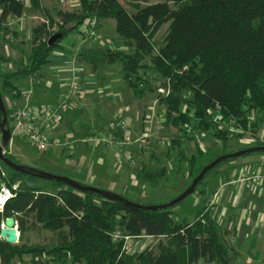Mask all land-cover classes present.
<instances>
[{"label": "trees", "instance_id": "trees-1", "mask_svg": "<svg viewBox=\"0 0 264 264\" xmlns=\"http://www.w3.org/2000/svg\"><path fill=\"white\" fill-rule=\"evenodd\" d=\"M77 1L76 13L58 12L63 24L57 26L56 32L43 25L33 29L26 60L14 72L0 74L2 99L3 94L15 99L20 96L15 85L19 79L40 76L52 51L59 48V41L48 46L53 35L61 34L64 38L85 20L95 18L114 21L115 34L125 48L119 49V44L115 49L81 48L77 61L89 65L95 74L118 65L119 74L134 95L141 97L147 92L151 96L156 92V103L164 107L166 120L180 139L193 141L198 134H208L223 146L229 134L219 128L218 122L234 123L242 131L256 115L264 122V0ZM30 3L35 11H42L41 0ZM0 11L1 27L8 20L20 19L24 5L18 0H0ZM44 16L53 24L45 12ZM165 25L166 34L156 48L153 39ZM67 27L71 29L66 30ZM138 71L149 73V79L143 80ZM154 76L160 85L153 84ZM4 106L6 128L10 130L11 110L5 103ZM215 110L217 120H212ZM252 127L255 131L256 126ZM179 138L169 143L167 154L178 151V159L187 165V176L192 181L205 166H199L203 153L196 147L195 154L186 159ZM247 148L250 147L237 151ZM5 157L19 164L7 152ZM2 168L6 172L4 177ZM166 174V168L153 169L143 163L138 181L145 180L154 187ZM26 178L36 179L0 163V185L14 194L0 212V225L13 217L19 240L27 230L36 228L57 233L59 240L46 253L0 240V264H10L24 255L42 254L48 255L53 264H237V254L230 249L206 207L188 222L174 218L171 209L147 212L43 180L57 188L45 192L28 185ZM123 198L138 205H152ZM116 233L122 237H149L156 244L128 255L123 240L114 241ZM262 256L264 263V249Z\"/></svg>", "mask_w": 264, "mask_h": 264}, {"label": "crops", "instance_id": "crops-1", "mask_svg": "<svg viewBox=\"0 0 264 264\" xmlns=\"http://www.w3.org/2000/svg\"><path fill=\"white\" fill-rule=\"evenodd\" d=\"M41 1L43 3L45 1L51 2V0ZM54 1L58 5L63 4L59 2L60 0ZM72 3L77 5L78 1L72 0ZM41 8L44 9L42 3ZM31 10L34 9L31 6L30 0L29 2L26 1L23 15L26 16V13H29ZM44 10L48 17L53 20L57 18L52 12L48 13L47 9ZM57 11L64 12L62 8H59ZM42 18L50 23L46 16ZM7 22H9V27L16 26V30L12 31L13 37H25V31H27L26 20L17 19L8 20ZM98 22L96 36L99 40H105L104 33L108 25L112 26L113 34H115V23L112 20H98ZM53 23H55V21ZM39 25L45 26L40 23ZM64 38L63 42H59V48L52 51L49 57V64L42 68L40 76L36 75L31 78H22L15 82V85L20 91V96L18 98L15 99L6 94L9 98L6 100L3 94L4 103L8 110L22 108L26 105L30 109H35L41 104L55 106L56 92H58L57 88L59 85L58 80L62 77L67 68L69 69V65L66 64L71 63L68 52L92 47L90 44L80 43L74 33L68 34ZM1 43H5V35L0 31V44ZM94 47L98 48V46ZM4 48L5 46L2 48L0 46V74H9L16 70L14 67L15 61H18V58H23L24 54L23 51L18 48V45L15 44L7 48V51H4ZM121 48L125 47L120 45L119 49ZM24 60L25 59H23L22 63ZM74 64L80 69L82 95L68 113L62 116L58 125L49 132L50 136L53 138H69L70 141L74 143L69 150H65V154L62 153L63 155H60V159H62L64 163L62 168L68 173L78 176L81 180L79 182L82 184L84 183L90 186L93 184L98 188H104V185L108 183V191L126 197L129 200H134L132 198L133 190L129 189L130 184H128V181L131 172L134 173L135 177L139 175L138 173H140L143 164L140 158L134 157L135 162L133 164L121 166L122 161L115 151L111 150V155V153L102 146L89 149L87 143H85L87 140L99 134L101 135V133L110 132L107 131L109 124L105 121V117L113 109V104L110 103L115 97L120 99V101H117L118 104L119 102L120 104L122 103L120 98L122 96L120 93L121 91L116 90L120 85L118 80H109L114 70L107 67L101 74H95L92 68L87 64L78 61ZM30 89L31 95L28 100H26L24 95ZM132 94L134 96L133 92ZM136 97L138 99L141 98L138 96ZM123 98L127 99L125 96ZM103 100L107 101L105 102L106 104L102 103ZM150 102L146 101L144 104L147 108L146 111L143 108L144 110L140 118L132 116L134 118V123H141L143 125L142 130H140L139 127L134 128L136 141L141 140L147 135L148 128L147 132L144 133V125L147 126L146 117L152 114V104ZM154 103H156V101ZM79 108L83 109L80 110ZM72 110L74 111L72 112ZM83 119L85 120L84 123L82 122ZM170 129L173 131L172 140L178 139L180 135L177 130L171 126ZM116 131L117 130L111 132L115 133ZM166 137L167 136H161L164 141H167ZM76 143H78L77 147L75 146ZM205 143L207 144V142ZM207 145L209 146V144ZM180 149L182 155L186 159L194 155L197 150L193 145V141H185L184 139H180ZM18 150V148H14L12 137L6 152L15 159L19 152ZM56 150L64 152L62 149ZM56 150H53L50 154ZM202 153H204L203 150ZM87 162L89 164L86 169L83 170V165ZM123 163L125 164V162ZM185 167L187 169L186 164ZM252 169L264 170V154L252 158H239L220 165L207 176L208 178L206 177L204 179L203 183L197 188L199 192H195V195L198 193L197 196H192L194 199L189 202L186 207L187 210L195 208L200 210L205 207L209 209L211 219L222 231L224 239L228 243L230 249L237 254V264H264L262 256L264 249V180L258 183L257 181H246L242 179L243 177L245 178L247 172ZM105 171H112L111 173H113V176H115L117 180L111 183L107 181V176L111 174L107 172L106 175H108L105 176ZM187 172L188 170L185 172L186 176ZM133 178L134 177L131 176L130 182L133 181ZM118 180H122V184L119 183ZM125 181L127 183H125ZM199 264L204 263L200 262Z\"/></svg>", "mask_w": 264, "mask_h": 264}, {"label": "rangeland", "instance_id": "rangeland-1", "mask_svg": "<svg viewBox=\"0 0 264 264\" xmlns=\"http://www.w3.org/2000/svg\"><path fill=\"white\" fill-rule=\"evenodd\" d=\"M27 2H29V0H27ZM23 3L26 7V3L25 2ZM41 3L43 4L44 9H47L48 13L52 12L55 16H57V13H58L57 10L59 8H62L64 12H71V13H76V11L79 9V4L78 3L77 5L73 4L72 0H64V3L61 5L56 4L54 0L53 1L51 0V2L45 1L44 3L41 1ZM149 3H152V1L149 0ZM44 9H42V11H39V12L31 10L29 13H26L27 31H25V37H21V38L19 37L20 39L18 37L17 38L13 37L12 31L16 30V26L9 27L8 26L9 22L5 23L4 25H1L0 27V31L3 32L4 35L11 34L12 36L11 42L5 41V43H3L5 45H3L2 43L0 44L1 48L4 46H7L8 48H10L11 45L15 44V45H18V48L21 51H23V54H24L23 58L21 59L18 58V61L17 60L15 61L16 63L14 67L16 69L20 66L23 59L26 60L27 56L29 55L30 49L32 47L31 36H32L33 29L40 26L39 25L40 22L35 21V20L33 21L31 18L38 17V16L43 17L44 12H46ZM128 10L129 12H133L131 8H128ZM54 21L55 23L61 22L60 26H62L63 24L62 20L58 17L54 19L53 22ZM53 28L54 30H51L50 32H53V31L56 32L57 28L55 27ZM106 28L107 29L105 30L106 32L104 33V39L107 40V42L112 43V46L114 47V49L117 48L115 46L116 44H119L118 45L119 47L121 43L118 40V37L115 34H113L112 26L108 25ZM166 30H167V25L163 26L161 30L158 32V34L154 37L153 42L156 48L160 47V45L162 44V41L166 34ZM64 39L65 38H62L61 40H59V42H63ZM102 48L109 49V47H106V46ZM110 68L114 71L111 77H109V80L110 79L118 80L120 85L118 87L116 85L117 87L116 90L121 91L120 93L122 96L120 98H121L122 103L120 104L119 102L118 104L117 101H120L118 97L113 98V100L111 101L110 104H113L112 105L113 109L105 117V121L109 124L108 126L109 128L107 131L108 132L110 131V133H112L111 131L118 130L117 116L119 115V111L123 109L124 117H126L130 125L131 141L132 143L134 142L129 148V150L132 152L133 158L139 157L142 163L148 165L149 167H152L153 169L155 168L161 169L163 167V168H166V171H167V174L164 176V178L158 181V183L154 187L148 184L145 180H143V182L140 183L138 181V176L135 177L134 173L131 172L128 184H130L129 189L133 190V194H132V198L134 199L133 201H137L138 203H142V204H152V205L165 204L169 202L170 200H172L173 198H175L176 196H178L189 185L191 179H189V177L185 175V172L187 169L185 167V164L179 161L178 151L174 150L173 154L171 155H167L166 153L168 145L171 142L172 137H173V131L172 129H170L171 125L166 120L164 107H161L157 103H154L157 100L156 94H153L152 96H150L146 92L144 95L141 96L140 99H138L135 95L133 96L132 90L127 87V80L122 79L121 75L119 74L118 65H114ZM138 74L143 80L149 79V76H150L149 73L143 74L142 71H138ZM154 78L156 80L152 81L153 84L155 86L160 85L159 83L161 82H159V79L156 78L155 76ZM80 86H81V82H80ZM56 95H57V92H56ZM4 96L6 100L9 99L6 94H4ZM124 96L127 97V99L123 98ZM146 101H149V102L151 101L150 103L152 104V110H151L152 115H153L152 131L147 135L146 138H142L140 141L137 140V142H135L136 139L134 136V128L139 127V129L142 130L143 125L141 123L139 124L134 123V118L132 116L139 117V118L141 117L143 110L145 109L146 111V108H147V106H144ZM105 102L107 101L105 100L102 101L103 104H106ZM79 109L82 110L83 108H79ZM73 111L74 110H72V112ZM67 113L68 112L64 113V115ZM84 121L85 120L83 119L82 122L84 123ZM249 122L250 123H248L247 128L244 131L237 128V126L234 123L218 122L219 128L223 131H227L229 134L223 146H221L220 142H218L217 140H215V138L211 137L208 134H204L203 139H200L199 142L193 141V145L195 147L198 146L204 152L203 157L201 158L199 162V166L202 167L208 164L211 160L217 158L218 156H221L222 154L231 153V152L237 151V149L244 148V147H253V146H256L257 144H264V122L260 121V117L257 115L254 117V120L249 121ZM253 124L254 126H256L255 131H254V127H252ZM144 127H145L144 133H146L148 125L147 126L144 125ZM230 131H234V132H232L231 134ZM235 132L239 133L240 135L236 137ZM104 134H106V132L101 133V135H104ZM98 136H100V134L95 137H98ZM161 136H167L166 137L167 141H164L161 138ZM13 141H14V148L19 149L18 150L19 152L15 160L20 165L26 166L28 168H32L34 170L42 171L45 173H50L54 175L59 174L64 177L70 178L72 180H76L78 182L81 181L78 176L70 174L64 168H62L64 163H63V160L60 159V155H63L62 153L65 154L66 149H62L64 150V152L56 150L51 154L50 153L43 154V153L37 152L35 149L31 147H28L24 142H22L21 138L18 136H14ZM205 142H207L209 146ZM72 144L74 143L72 142ZM77 145L78 143H76L75 146L77 147ZM102 147L107 149L109 153L114 151V149L109 146H102ZM88 148L91 149V147L89 146ZM6 150H5V153H6ZM263 154L264 153H254L246 157L252 158L254 156H260ZM246 157H241V158H246ZM88 164H89L88 162L85 163L82 169L83 170L86 169ZM129 164L130 163L125 162L124 164L122 162L121 166H124V165L129 166ZM176 169H178L179 172L175 173ZM2 171L6 173L3 168H2ZM107 172L108 171L104 172L105 176L108 175V174L106 175ZM111 172L110 171L108 172L111 175L107 176L106 178V180L109 181L110 183L117 180L116 177L113 176V173ZM131 176L134 177L132 179L133 180L132 182H130ZM24 181L28 185L39 188L40 190L45 191V192H50L54 189H57L56 187H53L50 183L44 182L43 180H40V179L26 178L24 179ZM118 182L122 184V180H118ZM125 183L127 182L125 181ZM107 185L108 183L104 185V188H98L97 186H94L93 184L91 186L90 185H86V186L108 191ZM195 192H199V191H197L196 189ZM195 192L192 195H190L187 199H185L180 205L170 210V213L173 215L174 218L176 216L177 218H180L184 221L186 220L188 222H191L195 218L196 212L199 209L198 208H195L192 210L186 209L189 202H191L194 199V197L192 196H197L198 193L195 195ZM18 235H19V232H18ZM58 240L59 239H58L57 233L46 231L41 228H36V229L27 230L23 234V238L21 240H19V236H18V242L13 245L19 246V247L23 246L26 249L39 248L40 250H44V252L46 253V251L49 248H51ZM120 240H123V239L121 238ZM123 242H124V250L128 255L137 254L141 252L147 246L156 244L154 240L147 239V238L131 239L128 241L123 240ZM48 260H49V257L46 254H42L41 256L24 255L22 258H18V259L14 258L10 262V264H41L39 263L41 261L43 263L48 262V264H53L52 261H48Z\"/></svg>", "mask_w": 264, "mask_h": 264}, {"label": "built area", "instance_id": "built-area-1", "mask_svg": "<svg viewBox=\"0 0 264 264\" xmlns=\"http://www.w3.org/2000/svg\"><path fill=\"white\" fill-rule=\"evenodd\" d=\"M20 2H25L27 0H18ZM60 3H64V0H60ZM24 4V3H23ZM1 13V11H0ZM27 16H22L19 20H26ZM33 21H38L40 24H44L46 29L49 31L54 30L53 27L61 25V22H56L51 25L46 19L42 17H32ZM98 20L95 18H89L80 24L73 33L76 35L80 43H87L92 46H98L100 48L106 46L113 48L112 43L107 42V40L101 41L96 36V29L98 27ZM54 32V31H53ZM5 41H12L11 34L5 35ZM7 46H5L4 51H7ZM80 49L73 50L69 53L70 64L69 69L65 71L58 82V92L56 95L55 106L41 104L35 109H30L26 106L22 108H13L10 113V134L11 138L14 136L20 137L23 142L39 153H50L56 149H70L72 142L69 138H53L50 136L49 132L51 129L55 128L64 113L68 112L76 101H78L82 95V90L80 86V69L75 66L77 63V54ZM31 95V89L24 95L26 100H28ZM212 120H217V110L211 114ZM118 130L115 133H106L98 137H94L87 140L85 143L91 148H96L99 146H109L114 149L117 156L122 162L133 164L135 159L133 158L132 152L129 150L130 146L134 143L131 141L129 122L124 117V111L121 109L119 115L117 116ZM153 115L150 114L146 117V124L148 125L147 135L152 131ZM145 135L143 138H146ZM204 134H198L194 137L193 141L199 142L203 139ZM10 138V139H11ZM140 141V140H139ZM137 142V141H135ZM0 143H1V133H0ZM198 147V146H197ZM4 172L1 171V176L4 177ZM246 181H257L258 183L264 180V170L262 169H252L247 172V176L242 178ZM5 199V202L14 197L12 191L6 188L4 185H0V201L1 198ZM4 204L0 202V211H2ZM125 241L131 239H141L149 237H122L119 233L113 236L114 241L120 239ZM145 249V248H144ZM143 249V250H144ZM142 250V251H143Z\"/></svg>", "mask_w": 264, "mask_h": 264}, {"label": "water", "instance_id": "water-1", "mask_svg": "<svg viewBox=\"0 0 264 264\" xmlns=\"http://www.w3.org/2000/svg\"><path fill=\"white\" fill-rule=\"evenodd\" d=\"M70 29L71 27L66 28V30H70ZM61 39H62L61 34L53 35L48 41V46L52 45L53 43ZM0 115H1L0 163L2 165L6 166L7 168L17 173H23L30 177L44 180V181L60 183L80 193H92V194L102 197L105 200L112 201V202H119V203L124 204L125 206L131 207L134 209L147 211V212L167 211L181 204L185 199H187L190 195L194 193L198 184L217 165L230 161V160L239 159L241 157L248 156L254 153H264V146H254V147H250L247 149L239 150L237 152L227 153V154L218 156L217 158L213 159L211 162L206 164L200 170V172L192 179L190 185L185 190H183L178 196H176L175 198H173L172 200H170L169 202L165 204L144 206V205H138L136 203L130 202L124 199L123 197L117 194H114L112 192L100 190V189L93 188V187L86 186V185L83 186L67 177L34 170L32 168H28L26 166L17 164L9 160L7 157H5V150L8 148L11 134H10V130L6 128L7 117H6L5 106H4L1 94H0ZM18 236L19 235H18L15 219L13 217L5 219L2 222V225L0 227V240L4 241L5 243L9 245H13L18 242Z\"/></svg>", "mask_w": 264, "mask_h": 264}, {"label": "bare ground", "instance_id": "bare-ground-1", "mask_svg": "<svg viewBox=\"0 0 264 264\" xmlns=\"http://www.w3.org/2000/svg\"><path fill=\"white\" fill-rule=\"evenodd\" d=\"M0 202L1 204H5V199L2 197Z\"/></svg>", "mask_w": 264, "mask_h": 264}]
</instances>
